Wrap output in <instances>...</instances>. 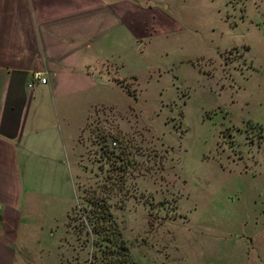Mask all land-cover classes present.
<instances>
[{
    "label": "rangeland",
    "instance_id": "rangeland-1",
    "mask_svg": "<svg viewBox=\"0 0 264 264\" xmlns=\"http://www.w3.org/2000/svg\"><path fill=\"white\" fill-rule=\"evenodd\" d=\"M141 3L152 33L106 53L73 168L25 228L43 219L38 264L98 263L99 196L128 264H264V0Z\"/></svg>",
    "mask_w": 264,
    "mask_h": 264
},
{
    "label": "crops",
    "instance_id": "crops-1",
    "mask_svg": "<svg viewBox=\"0 0 264 264\" xmlns=\"http://www.w3.org/2000/svg\"><path fill=\"white\" fill-rule=\"evenodd\" d=\"M142 1L0 0V264H38L45 254L43 219L36 241L25 228L57 197L62 160L73 168L87 114L103 101L96 91L109 84L101 65L116 62L107 55L128 46L130 59L137 38L152 33L155 15Z\"/></svg>",
    "mask_w": 264,
    "mask_h": 264
},
{
    "label": "trees",
    "instance_id": "trees-1",
    "mask_svg": "<svg viewBox=\"0 0 264 264\" xmlns=\"http://www.w3.org/2000/svg\"><path fill=\"white\" fill-rule=\"evenodd\" d=\"M89 208L83 209L90 227L82 222L85 232H90L96 241H104V245L93 257L97 264H128L127 253L117 225L112 219L107 204L102 196L87 200Z\"/></svg>",
    "mask_w": 264,
    "mask_h": 264
},
{
    "label": "built area",
    "instance_id": "built-area-1",
    "mask_svg": "<svg viewBox=\"0 0 264 264\" xmlns=\"http://www.w3.org/2000/svg\"><path fill=\"white\" fill-rule=\"evenodd\" d=\"M33 78H35L37 80V83H39V84H43V83H45V81H47L45 75L39 74L37 72L34 73Z\"/></svg>",
    "mask_w": 264,
    "mask_h": 264
}]
</instances>
